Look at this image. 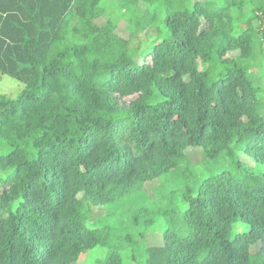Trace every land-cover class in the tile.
<instances>
[{"label":"trees","instance_id":"1","mask_svg":"<svg viewBox=\"0 0 264 264\" xmlns=\"http://www.w3.org/2000/svg\"><path fill=\"white\" fill-rule=\"evenodd\" d=\"M107 6L0 0V264H264V0ZM173 175L128 223L96 210Z\"/></svg>","mask_w":264,"mask_h":264},{"label":"rangeland","instance_id":"2","mask_svg":"<svg viewBox=\"0 0 264 264\" xmlns=\"http://www.w3.org/2000/svg\"><path fill=\"white\" fill-rule=\"evenodd\" d=\"M106 1L108 2V6L106 8L107 12L104 16L98 18L99 22L105 21L107 17H110L112 15L121 14V10L116 7V0H106ZM125 26L126 23L123 20H119L117 25V32L123 37L128 36V32L125 29ZM263 74H264L263 71H261L259 67H254L249 71V75L251 79L257 83H260L262 81L263 78L261 77V75ZM20 88H21V84L17 80L9 76L0 74V94H4L9 97H14L18 94ZM130 99H131L130 97H126L125 101H129ZM198 152L199 149L193 147H189L186 150V153L193 158L191 170L193 171V173L196 174L197 179H199V176H207L209 174L218 173L227 168L229 160L224 156L223 153L214 160L203 161L202 158L201 160L199 159ZM239 157L242 161L247 163V165L250 166L253 164L254 167L255 163L251 158H249L248 156H244L242 153H240ZM201 171H203L202 174H200ZM169 179L170 180H168L165 184L162 183L158 187H150V189L148 190L144 189L143 191L137 192L136 195L131 196L129 199H125L122 203H118L119 205L117 204L112 206H105L103 207V209L102 207H98V209L96 210H98V212L100 213H103V211L106 210L107 213L113 214L116 218L118 217L123 218L125 223H128V218L130 217V212L132 210L140 207L143 204L149 203V201L152 200V198H150L149 196L150 193L155 196H158L159 192L163 193L165 192L164 191L165 189L167 190L169 189V187H172L173 184L181 183L182 181L176 175H173V177H170ZM98 218L101 217H97V219ZM159 232L161 233V230H159ZM153 240H154L153 241L154 244L162 243V240L160 238L156 237ZM92 250L93 251L90 250L89 252H86V255H82L80 257V262L83 261L81 264H94L97 262V259H99L100 257L99 248H94Z\"/></svg>","mask_w":264,"mask_h":264}]
</instances>
